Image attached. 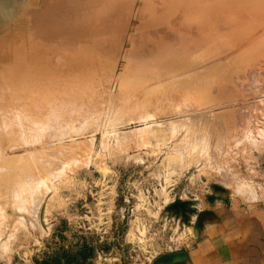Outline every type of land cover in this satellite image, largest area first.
I'll use <instances>...</instances> for the list:
<instances>
[{
	"label": "rangeland",
	"instance_id": "1",
	"mask_svg": "<svg viewBox=\"0 0 264 264\" xmlns=\"http://www.w3.org/2000/svg\"><path fill=\"white\" fill-rule=\"evenodd\" d=\"M72 1L0 0V264H154L264 203V0Z\"/></svg>",
	"mask_w": 264,
	"mask_h": 264
},
{
	"label": "crops",
	"instance_id": "2",
	"mask_svg": "<svg viewBox=\"0 0 264 264\" xmlns=\"http://www.w3.org/2000/svg\"><path fill=\"white\" fill-rule=\"evenodd\" d=\"M171 253L177 254L156 264H264V203H215L206 211L198 235Z\"/></svg>",
	"mask_w": 264,
	"mask_h": 264
},
{
	"label": "bare ground",
	"instance_id": "3",
	"mask_svg": "<svg viewBox=\"0 0 264 264\" xmlns=\"http://www.w3.org/2000/svg\"><path fill=\"white\" fill-rule=\"evenodd\" d=\"M72 2H73V4H78L79 0H77V2H76V1H72ZM74 2H76V3H74ZM76 7H79V6L76 5ZM73 9H75V7H74ZM75 11H76V10H75ZM75 11H73V12H75ZM77 12H78V11H77ZM74 14H75V13H74ZM84 16H85V15H84ZM90 18H91V17H90ZM97 18H98V19H97ZM55 19H56V18H54V20H55ZM84 19H85V18H84ZM84 19L82 18V20H84ZM86 19H88V18H86ZM86 19H85L84 22L89 21V20H86ZM54 20H53V22H54ZM56 20H57V19H56ZM61 20H62V19H61ZM61 20H60V21H61ZM64 20H65V19H64ZM91 21H92V20H91ZM94 21L101 22L102 19H101V17H99V16L97 15V16H94ZM58 22H59V21H58ZM62 22H63V20H62ZM65 22H66V21H65ZM60 23H61V22H60ZM87 23H88V22H87ZM101 23H102V22H101ZM102 24H103V23H102ZM53 25H54V24H53ZM63 25H64V24H63ZM65 25H66V24H65ZM73 25H74V24H73ZM55 26H56V24H55ZM55 26H54V27H55ZM54 27H53V29H54ZM59 27H60V25H59ZM64 27H65V26H64ZM64 27H61V28H60L61 31H62V28H64ZM70 27L73 28V26H68L69 29H71ZM57 28H58V26H57ZM68 28H67L66 31H68ZM78 29H79V28H78ZM50 30H51V29H50ZM74 30L76 31L75 26H74V29H73V30H69V31H72V33H74V32H75ZM80 30H81V28H80ZM63 32H64V31H62V32H60V33L62 34ZM77 32H78V31H77ZM48 33H49V32H48ZM57 33H58V32H57ZM64 33H65V35L67 36V35L70 34L71 32H69L68 34H66L67 32H64ZM64 33H63V34H64ZM44 34H46V33H43V36H45ZM49 34H50V33H49ZM52 34H53V33H52ZM54 34H55V33H54ZM74 34H75V33H74ZM76 34L78 35V33H76ZM41 35H42V34H41ZM55 35H56V34H55ZM46 36H48V35H46ZM70 41H71V39H70ZM73 42H74V41H73ZM72 44H73V43H72ZM14 46H15V45H14ZM73 49H74V48H73ZM16 51H17V50H15L14 52H16ZM71 51H72V50H71ZM75 51H76V50H75ZM73 52H74V51H73ZM74 53H75V52H74ZM17 54H18V53H17ZM72 54H73V53H72ZM73 55H74V54H73ZM75 55H76V54H75ZM14 74H15V72H14ZM15 75H16V74H15ZM18 76H19V75H18ZM21 77H22V76H21ZM18 78H19V77H18ZM18 78H17V79H18ZM14 79H15V78H14ZM18 80H21V78L18 79ZM15 81H16V79H15ZM5 82H6V81H5ZM9 82H10V81H9ZM12 82H14V81H12ZM16 82H17V81H16ZM3 83H4V82H3ZM3 83H2V84H3ZM6 83H8V81H7ZM6 83H4L5 87H6ZM10 83H11V82H10ZM10 83H8V84H10ZM19 83H20V82H19ZM19 83H18V82L15 83L16 86H14V88L16 87V88L19 89V87H17V86L19 85ZM11 84H12V83H11ZM17 84H18V85H17ZM8 86H10V85H8ZM20 86H21V85H20ZM5 87H4V88H5ZM1 88H2V87L0 86V90H1ZM6 89H7V88H6ZM11 89H12V91L15 90V89H13V88H11ZM22 89H23V88H22ZM2 90H3V89H2ZM7 91H8V90H7ZM1 92H2V91H1ZM5 92H6V90H5ZM10 92H11V91H10ZM18 92H19V91H18ZM18 92L15 91V93H18ZM20 92H21V91H20ZM15 93H14V94H15ZM22 93H23V92H22ZM6 95H7V93H6ZM15 95H16V94H15ZM15 95H14V96H15ZM1 96H2V95H1ZM10 96H11V95H8V98H9ZM19 96H21V94H19ZM4 97H7V96H4ZM4 97H3V100H4V101L2 102L3 104L1 105V107H2L1 109H4V110L6 109V111L3 112V113H6V112H7V113H10L11 109H10V111H9L8 108H9V107L12 108V105H13V108H14L15 105L13 104V101H14L15 99H14V97H12V96H11V97H12L13 99H10V98H9V99H6V98L4 99ZM17 97H18V94H17ZM17 97H15L16 100H17V99L19 100L20 97H18V98H17ZM21 98H22V97H21ZM21 98H20V99H21ZM9 100H13V101H10L12 104H10V103L8 102ZM20 101H22V100H20ZM7 103L10 104L11 106L8 105ZM20 103H22V102H20ZM16 105H18V103H17ZM8 106H9V107H8ZM3 107H4V108H3ZM7 107H8V108H7ZM15 107H17V106H15ZM14 109H16V108H14ZM4 110H2V111H4ZM8 111H9V112H8ZM10 114H11V113H10Z\"/></svg>",
	"mask_w": 264,
	"mask_h": 264
},
{
	"label": "water",
	"instance_id": "4",
	"mask_svg": "<svg viewBox=\"0 0 264 264\" xmlns=\"http://www.w3.org/2000/svg\"><path fill=\"white\" fill-rule=\"evenodd\" d=\"M185 204H186V202H182V203H180V205H185ZM176 254H177V253H168V254L162 256L157 262H159V261H161V260H163V259H166V258L172 257V256H174V255H176ZM157 262H155L154 264H156Z\"/></svg>",
	"mask_w": 264,
	"mask_h": 264
}]
</instances>
